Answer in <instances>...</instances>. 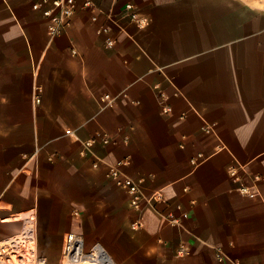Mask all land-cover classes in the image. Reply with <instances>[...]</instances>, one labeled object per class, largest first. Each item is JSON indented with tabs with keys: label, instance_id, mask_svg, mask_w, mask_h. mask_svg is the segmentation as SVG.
I'll return each instance as SVG.
<instances>
[{
	"label": "crops",
	"instance_id": "obj_1",
	"mask_svg": "<svg viewBox=\"0 0 264 264\" xmlns=\"http://www.w3.org/2000/svg\"><path fill=\"white\" fill-rule=\"evenodd\" d=\"M92 1L51 38L41 0H0V226L33 219L46 264L69 234L114 264H264V0Z\"/></svg>",
	"mask_w": 264,
	"mask_h": 264
},
{
	"label": "built area",
	"instance_id": "obj_2",
	"mask_svg": "<svg viewBox=\"0 0 264 264\" xmlns=\"http://www.w3.org/2000/svg\"><path fill=\"white\" fill-rule=\"evenodd\" d=\"M81 9L83 10H93L95 4L92 0H82ZM33 10L35 12H41V14L49 21L48 34L51 38H55L65 32L66 28L71 24L73 18L75 17L77 11L79 10L78 0H41L33 5ZM126 10L130 13L131 20H137L136 14L132 13L133 7L131 5L126 6ZM102 32L107 34L108 28H103ZM115 42L109 40L107 43L108 48H112ZM37 103H40V99L37 98ZM108 100L109 97H106ZM109 177L117 184V186L127 190L128 195L131 198V206L135 209H138L140 196H139V186L133 182L130 178L122 174L117 168H112L109 173ZM21 237V236H20ZM5 242V241H4ZM100 252L106 253L105 250L98 244L92 248L88 253L84 251V240L83 237L76 234H69L65 238L64 242V252L63 260L65 256L74 258L78 254H84L85 257L89 258V261L92 260L100 262L99 257H96V254ZM106 256H108L106 254ZM40 263H44V260H40ZM88 264L87 262H84ZM104 264H114L112 260Z\"/></svg>",
	"mask_w": 264,
	"mask_h": 264
},
{
	"label": "bare ground",
	"instance_id": "obj_3",
	"mask_svg": "<svg viewBox=\"0 0 264 264\" xmlns=\"http://www.w3.org/2000/svg\"><path fill=\"white\" fill-rule=\"evenodd\" d=\"M24 232L21 237L9 239L0 244V264H36V240L34 234L33 219H24ZM28 220V221H27ZM4 222H7L5 220ZM100 259L101 264L110 262L111 258L106 256V253L100 252L96 254ZM92 260L85 257L84 254H78L74 258L65 256V260L62 264H92ZM38 264H46L38 262ZM94 264H100L96 260Z\"/></svg>",
	"mask_w": 264,
	"mask_h": 264
},
{
	"label": "rangeland",
	"instance_id": "obj_4",
	"mask_svg": "<svg viewBox=\"0 0 264 264\" xmlns=\"http://www.w3.org/2000/svg\"><path fill=\"white\" fill-rule=\"evenodd\" d=\"M24 219H31V218L30 217H24L23 219H20L19 222L14 221L15 219L12 218L10 220V223L4 224V226H8L6 229H3V227L0 226V234H2V232H4L5 235H7V236L9 235L8 237L0 236V244L3 243L4 241L9 240V239L22 236V234L24 232V228H25L24 227V221H26ZM17 224L18 225L20 224V225L18 226ZM36 256H37V263L36 264H38V262H40V260L42 261V259L37 255V253H36Z\"/></svg>",
	"mask_w": 264,
	"mask_h": 264
}]
</instances>
